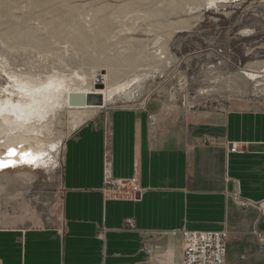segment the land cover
Masks as SVG:
<instances>
[{"label": "rangeland", "instance_id": "obj_1", "mask_svg": "<svg viewBox=\"0 0 264 264\" xmlns=\"http://www.w3.org/2000/svg\"><path fill=\"white\" fill-rule=\"evenodd\" d=\"M96 71L116 74L112 85L135 79L131 94L102 110L63 102L16 130L31 140L27 150L39 141L48 150L43 162L0 170V227L25 217L40 191L59 193L65 144L92 118L149 107L182 121L264 110V0H0V103L30 109L20 78L85 89L80 79ZM4 126L0 117V157ZM235 246L228 238L227 252Z\"/></svg>", "mask_w": 264, "mask_h": 264}, {"label": "crops", "instance_id": "obj_2", "mask_svg": "<svg viewBox=\"0 0 264 264\" xmlns=\"http://www.w3.org/2000/svg\"><path fill=\"white\" fill-rule=\"evenodd\" d=\"M105 154L116 178L139 179L140 202L105 201ZM238 197L264 203V110L182 121L115 109L68 139L59 193L40 191L25 217L0 227V264H182L184 230L227 231L236 251L226 264L264 260L260 213Z\"/></svg>", "mask_w": 264, "mask_h": 264}, {"label": "bare ground", "instance_id": "obj_3", "mask_svg": "<svg viewBox=\"0 0 264 264\" xmlns=\"http://www.w3.org/2000/svg\"><path fill=\"white\" fill-rule=\"evenodd\" d=\"M114 76H116V74L113 75L112 71H109L107 75L101 74V71H96L93 73L91 81L89 83L86 78L80 79L83 84L88 85L85 89L72 88V84L69 83V81L65 80L64 78L54 80L55 77L50 78L48 82L44 80H33L34 78L32 79L30 77L27 79L28 86H24L26 85V80L19 77L20 79H18L22 85L20 86V89L29 93V96L33 101L30 100V109H28V106H26L27 104L25 105L21 102L15 105L11 103L10 100L8 102L4 101L5 103H0V117L2 118V121L4 123L8 124V128L4 126V132L7 134V138L3 146L8 150V154H5L4 156L3 153V155H1L0 170H10L13 168V166L15 167L18 165H22L23 162H32L36 159L38 160H36V162L38 163L44 161L45 153H47L48 150L46 148L47 145H45L42 141H39L37 142L36 147H30V149L27 150L25 148V143H27L29 140L26 137L22 136L21 132L17 133L16 130H23L26 122L31 120L35 116H38V118L42 117L46 113L48 114L49 112H51L56 106L62 104L63 102L67 104L69 102L70 94H83L86 95V97L89 99L100 97V106H80L84 109L95 108L97 110L103 108L109 102H112L115 97L119 95L128 97L131 94V88L133 86L132 84L136 82V80L134 79L129 82L117 83L115 85H112L111 81L114 79ZM98 85L103 87H97ZM11 130H15L17 134H15V136H9L11 135V133L9 134V131ZM2 145L0 144V146ZM54 147L52 146V148ZM10 150H12L15 155H10Z\"/></svg>", "mask_w": 264, "mask_h": 264}, {"label": "built area", "instance_id": "obj_4", "mask_svg": "<svg viewBox=\"0 0 264 264\" xmlns=\"http://www.w3.org/2000/svg\"><path fill=\"white\" fill-rule=\"evenodd\" d=\"M230 151L238 152V144H232ZM103 177L102 194L105 201H141L144 190L139 179L135 176L128 179L116 178L108 154L104 155ZM236 203L242 209H258L263 229H255L253 235L258 241L260 251L264 253V203L255 204L240 197ZM125 226L134 228V221L127 218ZM228 237L227 231H182L184 248L182 264H226Z\"/></svg>", "mask_w": 264, "mask_h": 264}, {"label": "water", "instance_id": "obj_5", "mask_svg": "<svg viewBox=\"0 0 264 264\" xmlns=\"http://www.w3.org/2000/svg\"><path fill=\"white\" fill-rule=\"evenodd\" d=\"M98 100L96 98H87L86 95L83 94H77V93H72L69 96V105L70 106H95L97 105L96 103Z\"/></svg>", "mask_w": 264, "mask_h": 264}, {"label": "snow or ice", "instance_id": "obj_6", "mask_svg": "<svg viewBox=\"0 0 264 264\" xmlns=\"http://www.w3.org/2000/svg\"><path fill=\"white\" fill-rule=\"evenodd\" d=\"M9 154L10 155H15V153L12 150L9 151Z\"/></svg>", "mask_w": 264, "mask_h": 264}]
</instances>
